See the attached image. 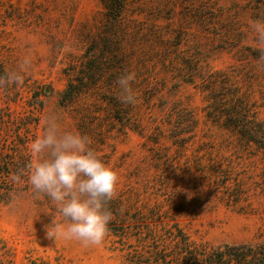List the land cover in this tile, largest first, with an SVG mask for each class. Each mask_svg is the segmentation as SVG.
Segmentation results:
<instances>
[{
  "label": "rangeland",
  "instance_id": "1",
  "mask_svg": "<svg viewBox=\"0 0 264 264\" xmlns=\"http://www.w3.org/2000/svg\"><path fill=\"white\" fill-rule=\"evenodd\" d=\"M126 2L115 22L101 0H0V76L30 60L20 86L0 83V117L10 121L2 137L10 144L20 132L33 164L47 158L29 146L49 121L87 136L118 174L112 199L147 216L126 221L138 225L129 234L160 230L153 210L172 217L163 226L177 222L213 248L264 241V154L208 117L212 100L202 88L205 75L227 74L264 121V62L251 57L264 50V0ZM89 55L105 72L64 104ZM125 72L135 74V104L120 100L117 79ZM129 117L139 131L125 126ZM19 184L13 200L0 204V264H131L125 255L138 245L134 236L125 246L112 233L89 246L49 239L46 226L62 218L28 178Z\"/></svg>",
  "mask_w": 264,
  "mask_h": 264
},
{
  "label": "trees",
  "instance_id": "2",
  "mask_svg": "<svg viewBox=\"0 0 264 264\" xmlns=\"http://www.w3.org/2000/svg\"><path fill=\"white\" fill-rule=\"evenodd\" d=\"M126 1L101 0L106 17L119 22L127 5ZM248 49L251 51V48ZM251 57L264 62V50H255L251 53ZM102 67L103 64L100 65L95 56L89 55L83 68L63 92V103L72 102L82 93L85 83L88 86H96L97 76L100 77L101 73L105 72ZM192 77H195L193 72L186 76L188 81L193 80ZM202 82V88L209 91L208 99L212 100L208 117L222 128L237 135L247 149L264 154V121H259L257 118L256 102L251 100L248 93L242 92L236 86L233 78L223 72L205 75ZM128 119V123L124 125L133 131H139L133 119L131 117ZM9 123L10 121H6L3 115L0 117V204L4 205L9 204L13 200L12 195L21 189L19 182L28 178L29 167L32 164L30 157L23 154L25 139L20 136V132L15 135L16 140L10 144L8 139L2 137V127ZM181 131L180 133H184L186 130ZM107 208L112 213L111 221L115 220L108 225L107 233L118 237L120 241L118 243L122 246L127 245L123 243L124 239H128L129 236L136 237L138 245L127 246L128 252L125 255L126 260L131 264H264L262 235L248 242L213 248L207 243L193 241L177 222H173L169 228L168 224L163 226L164 219H172V217L166 214L160 215L153 210L150 211L153 217L151 219L153 222L161 223L162 228L160 230L148 228L145 233L136 230L134 234H129L126 229L136 228L138 225H126L125 222H142L147 216L142 211L127 212L119 200L111 199L107 202ZM116 222H119V226Z\"/></svg>",
  "mask_w": 264,
  "mask_h": 264
},
{
  "label": "clouds",
  "instance_id": "3",
  "mask_svg": "<svg viewBox=\"0 0 264 264\" xmlns=\"http://www.w3.org/2000/svg\"><path fill=\"white\" fill-rule=\"evenodd\" d=\"M29 65L26 57L21 69L0 76V83L20 86L23 70ZM134 79L132 72H125L117 79L122 103L135 104L131 87ZM29 152L34 156L47 155L30 165L28 179L34 193L46 196L62 218L57 220L53 216L51 224L46 226V236L54 242L63 238L85 246L101 244L112 219L107 202L115 194L117 172L97 155L87 136L61 131L54 121H49L43 134L31 142Z\"/></svg>",
  "mask_w": 264,
  "mask_h": 264
}]
</instances>
